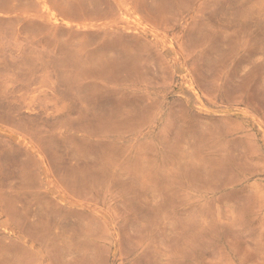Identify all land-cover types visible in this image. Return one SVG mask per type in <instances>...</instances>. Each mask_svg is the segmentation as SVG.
Instances as JSON below:
<instances>
[{"label":"rangeland","instance_id":"374dc122","mask_svg":"<svg viewBox=\"0 0 264 264\" xmlns=\"http://www.w3.org/2000/svg\"><path fill=\"white\" fill-rule=\"evenodd\" d=\"M0 264H264V0H0Z\"/></svg>","mask_w":264,"mask_h":264}]
</instances>
